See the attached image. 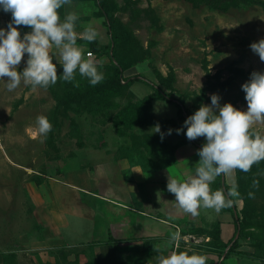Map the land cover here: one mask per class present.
Segmentation results:
<instances>
[{
    "label": "rangeland",
    "instance_id": "rangeland-1",
    "mask_svg": "<svg viewBox=\"0 0 264 264\" xmlns=\"http://www.w3.org/2000/svg\"><path fill=\"white\" fill-rule=\"evenodd\" d=\"M104 2L107 9L103 12L96 0H72L79 12L77 32L88 24L97 30L103 26L111 38L108 23L114 18L118 28L135 36L149 52L140 63L128 62L118 96L103 99L94 112H72L58 110L48 89L33 91L22 83L9 92L6 82L0 80V264H97L88 244L65 239L73 235L84 242L108 238L103 214L95 215L101 230L94 237L92 206L94 201L101 202L90 190L82 191L103 182L109 185V175L102 176L98 169L91 173L92 165L99 162L101 167L99 159L107 153L123 165L163 168L171 161V148L185 138L183 132L175 131L185 122L179 116L177 100L185 116L202 105L211 106L213 94L221 98V106L231 103L247 111L242 85L252 72H264V62L250 48L264 39V8L260 5L219 11L186 0ZM59 12L63 18L65 11ZM11 19L10 13L0 10V28L6 29ZM19 30L22 34L30 31L24 26ZM81 51L104 75L112 73L116 62L111 51L105 56H98L88 46ZM50 52L58 60V50ZM89 53L94 57L89 58ZM129 59L133 61L134 54ZM58 71L62 72L59 64ZM77 81L79 87L69 84L81 89L90 85L79 75ZM62 82L60 89L66 83ZM155 89L175 102L155 99L140 107ZM127 107L132 114L123 120L119 116ZM38 116L47 117L52 124L46 137L38 134ZM157 124L165 134L163 141L161 134L155 133ZM169 129L173 130L171 135H167ZM252 131L264 136V124L254 125ZM238 184L242 188L239 199L243 208L247 205L249 215L241 244L253 256L248 259L262 264L257 255L264 259V166L241 171ZM215 226L178 223L173 234L152 241L148 255L132 258L138 263L142 258L157 264L158 255L182 251L204 255L206 264H215L213 257L219 253ZM177 232L181 236L178 248L170 244ZM119 260L122 262L121 257Z\"/></svg>",
    "mask_w": 264,
    "mask_h": 264
},
{
    "label": "clouds",
    "instance_id": "clouds-1",
    "mask_svg": "<svg viewBox=\"0 0 264 264\" xmlns=\"http://www.w3.org/2000/svg\"><path fill=\"white\" fill-rule=\"evenodd\" d=\"M71 5L72 0H0V10L12 16L7 28H0V80L6 82L7 91H15L22 83L33 91L47 90L58 80L79 87L77 75L93 87L103 81L104 74L97 63L86 59L77 43L79 39L95 42L100 33L91 24L77 32L79 17L75 12H67L61 18L59 10ZM21 26L30 31L22 34ZM53 48L58 50V60L50 52ZM250 48L264 62V39L252 43ZM25 57L26 66L21 71ZM58 64L62 72L58 71ZM242 91L246 94L247 111L238 110L231 103L221 106V98L213 94L211 106L202 105L187 118L182 129L175 130L180 134L186 128L189 141L199 138L206 141L197 150L199 161L191 177L183 181L168 177L167 190L175 196L177 209L185 214L195 217L201 209L220 213L232 207L233 191L227 194L222 189L213 191L211 184L220 176L231 180L236 170L247 173L254 163L264 160V136L252 131L254 125L264 124V72H252ZM36 126L42 137L52 131V124L45 116L36 118ZM154 130L163 141L165 134L158 124ZM172 131L169 129L167 135ZM253 183L258 185V181ZM180 240L177 232L170 244L178 248ZM156 259L157 264H206L207 261L204 255L182 251L158 255Z\"/></svg>",
    "mask_w": 264,
    "mask_h": 264
},
{
    "label": "crops",
    "instance_id": "crops-1",
    "mask_svg": "<svg viewBox=\"0 0 264 264\" xmlns=\"http://www.w3.org/2000/svg\"><path fill=\"white\" fill-rule=\"evenodd\" d=\"M64 13L75 12L79 15L74 5L65 6ZM97 24V23H96ZM100 35L99 43L108 45L110 37L106 27L97 30ZM81 49L83 46H79ZM204 138H199L193 143L181 146L175 152V162L170 166L156 171H145L137 165H128L118 161L114 156L104 153L101 156L103 165L99 162L92 165V172L97 169L102 176L109 175V185L101 183L92 189H82L91 191L94 199L101 204L93 202L91 231L98 234L101 230L96 214H103L107 219V234L105 239H90L87 242L81 241L77 236L65 238L67 241L90 244L94 241L99 245L95 246L93 253L97 264H121L122 261L130 264H150L149 261L139 258L136 262L132 258L135 256H146L153 245L152 241L165 239L169 234L175 232L174 225L181 222H193L201 226L216 225L218 236L223 245H227L237 238L239 233L238 217L243 209V201L239 199L236 185L237 173L231 180H226L224 176L223 185L233 191L231 199L232 207L224 208L220 213L211 209H201L198 216H191L178 210L175 206V196L168 192L167 183L169 175L180 180H187L194 174L195 164L199 161L197 150L205 143ZM101 163V164H102ZM99 168H102L103 171ZM86 170H83L84 172ZM80 172V173H82ZM217 179L215 180V182ZM215 182L211 184L213 191L217 190ZM235 184V188L232 185ZM79 189V188H78ZM97 203V207H96ZM104 209L106 211H104ZM98 216V215H97ZM76 237V238H75ZM112 238L116 244H110ZM149 242H152L149 244ZM240 241V246L228 257L227 250H219L213 257L215 264H260L237 253H247L248 250ZM219 256V257H218ZM143 261H142V260ZM211 264V263H209Z\"/></svg>",
    "mask_w": 264,
    "mask_h": 264
},
{
    "label": "trees",
    "instance_id": "trees-1",
    "mask_svg": "<svg viewBox=\"0 0 264 264\" xmlns=\"http://www.w3.org/2000/svg\"><path fill=\"white\" fill-rule=\"evenodd\" d=\"M98 2V5L102 9V11H106V3L104 0H96ZM131 1V0H130ZM190 3H192L195 6H201L206 5L213 9L219 10V11H225L230 6H251V5H260L264 8V1L261 0H186ZM64 11V8H62ZM108 27L111 33L110 43L108 45H102L99 43V40L95 42H87L83 39L78 40V45L80 46H88L90 47L98 56H105L108 55L109 52H112V57L115 60L116 64L112 65V73L104 75L103 81L96 85L95 87L88 85L86 89L81 88H73L69 83H65L64 87L60 89V84L63 83L62 80H58L56 85L48 88V90L51 91L53 98L56 101V108L59 110L60 108H63L64 110L72 111V112H80L82 109H86L87 111L94 112L97 108V105L102 102L103 99H110L112 97H116L120 93V89L122 88L121 81L124 76V72L129 67V63L131 62L133 65L140 63L144 61L148 56L149 52L148 50L144 49L142 45L139 43L137 38L133 36L131 33L124 31L120 28H118L116 19L110 18ZM26 33V31H24ZM23 33V34H24ZM94 54V53H93ZM134 54V60L129 61V55ZM204 96V93L201 95V97ZM155 99H167L170 102H175L174 99L171 96L166 97L159 89H155L154 94L146 97L141 103L140 107L145 106V104L149 103L152 100ZM197 99H200V97H197ZM177 107L179 108V116L182 120H187V118L194 113H189L187 116H185L184 109L182 107L181 101L177 100L176 102ZM132 114V109L130 107L125 108L121 115L119 116L123 120L128 119ZM183 127H181L182 129ZM187 131L186 128H184L183 133L185 134ZM195 141H189L186 137L180 141L177 145L171 148L172 156L171 161L164 167L170 166L175 162V152L178 148H180L183 145L193 143ZM257 165L264 166V160L258 161L253 164L251 169H254ZM163 167V168H164ZM162 169V168H160ZM145 171H156V170H148L144 169ZM240 170H236L237 173V185L236 190L239 197V194H242V188L238 184V174H240ZM215 186L217 187V190H224V192L227 194L229 191V188L223 185V178L222 176L217 178V181L215 182ZM247 205L245 204L244 208L242 209L240 213V217L238 218L239 222V233L238 238L232 242H230L227 245H223L220 242L219 236H218V228L217 226V242H218V250L225 251L227 250L228 257L231 253L235 252V249H237L240 246V241L242 240V232L248 225V209H246ZM110 244H116L117 242L114 241L112 238L109 240ZM99 245L98 242L94 241L88 245L89 248L94 250L95 246ZM238 255L250 258L251 256L248 253H237ZM94 256V253H93ZM63 257L66 259L67 256L63 255ZM257 258L262 261V264H264L263 257L257 255ZM256 259V258H255ZM121 264H130L127 262L122 261Z\"/></svg>",
    "mask_w": 264,
    "mask_h": 264
},
{
    "label": "built area",
    "instance_id": "built-area-1",
    "mask_svg": "<svg viewBox=\"0 0 264 264\" xmlns=\"http://www.w3.org/2000/svg\"><path fill=\"white\" fill-rule=\"evenodd\" d=\"M88 57H89V58L94 57V54H93V53H89V54H88ZM239 217H240V215H239ZM239 217H238V218H239ZM237 238H238V235H237ZM237 238H236V239H237ZM236 239H235V240H236Z\"/></svg>",
    "mask_w": 264,
    "mask_h": 264
}]
</instances>
